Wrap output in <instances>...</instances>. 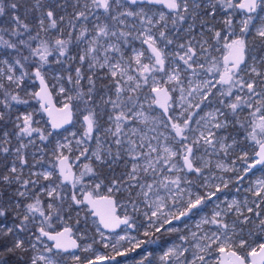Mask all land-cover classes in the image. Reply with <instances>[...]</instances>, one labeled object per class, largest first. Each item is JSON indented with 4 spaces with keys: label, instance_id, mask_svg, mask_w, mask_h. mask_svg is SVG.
<instances>
[{
    "label": "snow or ice",
    "instance_id": "obj_1",
    "mask_svg": "<svg viewBox=\"0 0 264 264\" xmlns=\"http://www.w3.org/2000/svg\"><path fill=\"white\" fill-rule=\"evenodd\" d=\"M257 166L264 0H0V264H264Z\"/></svg>",
    "mask_w": 264,
    "mask_h": 264
},
{
    "label": "rangeland",
    "instance_id": "obj_2",
    "mask_svg": "<svg viewBox=\"0 0 264 264\" xmlns=\"http://www.w3.org/2000/svg\"><path fill=\"white\" fill-rule=\"evenodd\" d=\"M161 10H164V9H161ZM166 11V10H165ZM136 46L139 47V43L137 42L136 43ZM215 55L219 58L222 59V55L223 53L222 52H217L215 53ZM68 87V86H66ZM37 85L36 86H33L31 85L30 87V91H36L37 90ZM55 93L56 95L59 96L58 98V101H57V104L59 106H62L63 102H64V98L62 95H59L57 90H55ZM21 111H33V110H37V115L35 116V119L39 121V124L38 125H35V126H38L42 129H50V125L48 123V119L44 116V114L42 112L39 111V102L35 99H31L29 98V105H18L17 106ZM83 129H82V116L79 114V113H76L75 114V118H74V124L72 126H70L69 128H67L66 130L64 131H61V132H55L54 135L56 137V139H59V140H63L64 136H68L69 139H72L71 137V133H76L77 137L81 135ZM32 149H30L31 151ZM75 155L76 153H73L72 154V159H71V162L76 165V170L77 172L80 170V166L85 163L86 161L81 158L80 161H76L75 160ZM225 162H230V158H225ZM45 167H47V165H45ZM257 178H264V167H261L259 169H256L254 170L252 173L249 174L248 178L244 181V183L242 185H240L241 187V191L240 192H237L236 191V186L234 185H230V188L228 190H225L224 193H221V199H223V197L225 195L228 196L229 199L233 198V197H236L237 199H242L246 193L243 192V188L244 187H247L249 182H254ZM69 188L71 187L70 185L68 186ZM204 212L205 213H210L211 212V206L209 207H206L204 209ZM80 220H81V223L79 225L76 224V214L75 212L71 213V218L68 219L67 218V214L65 216V219L67 221V225L69 226H72L73 227V230L74 232L76 231L77 228H82L83 227V221L85 219V213L83 211L80 212ZM198 218V217H197ZM143 218L142 217H138V220H142ZM87 220H88V224L90 226V232H89V235L91 236L94 232V229L97 225L93 224V221L96 220V218L92 217L91 215H89L87 217ZM64 226V223L63 222H56L54 221V229L56 231H60L62 230ZM125 226H123L120 230L116 231L115 233H112L111 235L115 236V235H124V229ZM103 231L107 233L106 230L102 229ZM129 233L133 236H136L137 238H143L139 232L137 231H134V230H129ZM172 239H175V237H172ZM97 250L98 253L100 254H104L106 252H110V249H104L102 245L100 244H97L94 246ZM150 249H154V264H158L159 262V256L162 255V251L157 248L155 245H149L148 246ZM140 252V250H137V253H131L130 254V257L131 256H135L137 259L139 258L138 256V253ZM130 257H127V258H121V257H117V260L120 261V264H125V262H127V264H132L131 262V259ZM69 264H71V262H69Z\"/></svg>",
    "mask_w": 264,
    "mask_h": 264
},
{
    "label": "water",
    "instance_id": "obj_3",
    "mask_svg": "<svg viewBox=\"0 0 264 264\" xmlns=\"http://www.w3.org/2000/svg\"><path fill=\"white\" fill-rule=\"evenodd\" d=\"M37 84H38V82H37ZM38 90H39V84H38V89H37L36 91H38ZM52 102H53V104H54L56 107H61V106H58V105L56 104V102H55L53 96H52ZM44 115L46 116V118L48 119V122H49V118H48L47 114L44 113ZM73 118H74V116H73ZM49 124H50V123H49ZM72 124H73V122H72L71 124L65 125L63 128H61V129H59V130H57V131H58V132H59V131H63V130H65V129L69 128ZM259 168H261V166H257L254 170L259 169ZM254 170H253V171H254ZM74 171H76V170L74 169ZM253 171H252V172H253ZM252 172H251V173H252ZM92 217H94V216H92ZM94 218H96V217H94ZM123 226H124V225H121L120 228H117V229H116V231L120 230ZM104 230H105V229H104ZM106 231H107V230H106ZM116 231H115V232H116Z\"/></svg>",
    "mask_w": 264,
    "mask_h": 264
},
{
    "label": "flooded vegetation",
    "instance_id": "obj_4",
    "mask_svg": "<svg viewBox=\"0 0 264 264\" xmlns=\"http://www.w3.org/2000/svg\"><path fill=\"white\" fill-rule=\"evenodd\" d=\"M36 85H37V87H38V84L36 83ZM38 89V88H37ZM57 95H56V93H55V91H53V97H54V100H55V102H56V104H57V101H58V98H59V96H58V98L56 97ZM58 105V104H57ZM59 106V105H58ZM43 113V112H42ZM44 114V113H43ZM45 116V115H44ZM46 117V116H45ZM74 118H75V114H74ZM74 118H73V124H74ZM49 123V122H48ZM72 124V125H73ZM50 125V124H49ZM71 125V126H72ZM51 127V126H50ZM66 130V129H65ZM64 131V130H63ZM58 132V131H57ZM59 132H61V131H59ZM75 170H76V168H74ZM77 171V170H76Z\"/></svg>",
    "mask_w": 264,
    "mask_h": 264
},
{
    "label": "trees",
    "instance_id": "obj_5",
    "mask_svg": "<svg viewBox=\"0 0 264 264\" xmlns=\"http://www.w3.org/2000/svg\"><path fill=\"white\" fill-rule=\"evenodd\" d=\"M33 86H36V84H34ZM66 86L70 87L69 85H66ZM53 91H55V90H53ZM56 97L58 98V95Z\"/></svg>",
    "mask_w": 264,
    "mask_h": 264
}]
</instances>
